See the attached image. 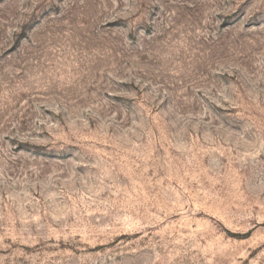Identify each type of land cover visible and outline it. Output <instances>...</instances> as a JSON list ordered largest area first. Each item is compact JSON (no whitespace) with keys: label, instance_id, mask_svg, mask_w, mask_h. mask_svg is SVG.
Wrapping results in <instances>:
<instances>
[{"label":"rangeland","instance_id":"obj_1","mask_svg":"<svg viewBox=\"0 0 264 264\" xmlns=\"http://www.w3.org/2000/svg\"><path fill=\"white\" fill-rule=\"evenodd\" d=\"M0 264H264V0H0Z\"/></svg>","mask_w":264,"mask_h":264}]
</instances>
